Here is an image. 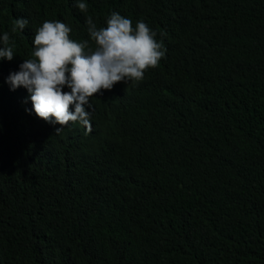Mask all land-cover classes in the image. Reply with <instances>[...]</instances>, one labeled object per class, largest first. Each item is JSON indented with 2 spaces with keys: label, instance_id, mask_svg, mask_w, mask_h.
Instances as JSON below:
<instances>
[{
  "label": "trees",
  "instance_id": "obj_1",
  "mask_svg": "<svg viewBox=\"0 0 264 264\" xmlns=\"http://www.w3.org/2000/svg\"><path fill=\"white\" fill-rule=\"evenodd\" d=\"M79 2L0 0V264H264V0ZM112 12L165 58L55 134L5 80L45 20L81 41Z\"/></svg>",
  "mask_w": 264,
  "mask_h": 264
},
{
  "label": "clouds",
  "instance_id": "obj_2",
  "mask_svg": "<svg viewBox=\"0 0 264 264\" xmlns=\"http://www.w3.org/2000/svg\"><path fill=\"white\" fill-rule=\"evenodd\" d=\"M76 7L82 13L88 11L83 0ZM105 23L98 28L88 16L85 24L89 39L77 41L70 38L72 29L65 23L45 20L35 30L31 58L23 60L19 71L10 72L5 80L10 90H27L31 112L46 123L59 125L55 134L70 122L90 133V99L118 83L138 85L145 73L165 58L166 47L144 21L133 26L131 19L112 12ZM27 24V19L16 18L11 32L22 33ZM0 44V59L11 61L15 44L10 46L8 32L0 37ZM65 87L70 91H64Z\"/></svg>",
  "mask_w": 264,
  "mask_h": 264
}]
</instances>
